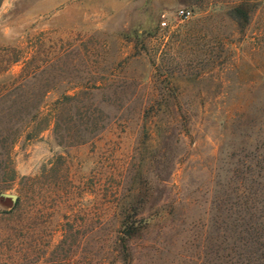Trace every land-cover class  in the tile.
Listing matches in <instances>:
<instances>
[{"label": "rangeland", "instance_id": "374dc122", "mask_svg": "<svg viewBox=\"0 0 264 264\" xmlns=\"http://www.w3.org/2000/svg\"><path fill=\"white\" fill-rule=\"evenodd\" d=\"M17 55L0 72H47L46 110L81 103L14 146L0 264H222L221 202L264 159V0H2Z\"/></svg>", "mask_w": 264, "mask_h": 264}, {"label": "trees", "instance_id": "16d2710c", "mask_svg": "<svg viewBox=\"0 0 264 264\" xmlns=\"http://www.w3.org/2000/svg\"><path fill=\"white\" fill-rule=\"evenodd\" d=\"M2 0H0L1 4ZM24 57L17 55L4 57L0 61L1 71L20 62ZM23 62V61H22ZM7 78L5 79V77ZM0 182H14L16 173L13 168L12 150L21 139L31 140L53 126L56 139H60L61 116L64 109H78L81 103V92L68 94L63 92L46 110V96L54 91L55 84L47 72H0ZM81 116V115H80ZM80 116L76 120L81 121ZM85 116V115H84ZM87 117V116H86ZM90 130H77L75 143H84L83 133L95 137L102 125L96 122V116L90 112L87 118ZM98 121V120H97ZM78 133V134H77ZM236 186L232 201L221 202L220 229L226 244L220 250L222 264H264V159L255 157L253 167L245 166L237 171ZM4 187H0V192ZM152 218L133 220L126 238L120 248L127 257L128 242L133 235L145 230ZM124 223V222H121Z\"/></svg>", "mask_w": 264, "mask_h": 264}, {"label": "built area", "instance_id": "2783aa9c", "mask_svg": "<svg viewBox=\"0 0 264 264\" xmlns=\"http://www.w3.org/2000/svg\"><path fill=\"white\" fill-rule=\"evenodd\" d=\"M178 14L181 17V19H186L190 15V12L187 10H181V11H179Z\"/></svg>", "mask_w": 264, "mask_h": 264}, {"label": "water", "instance_id": "95a60500", "mask_svg": "<svg viewBox=\"0 0 264 264\" xmlns=\"http://www.w3.org/2000/svg\"><path fill=\"white\" fill-rule=\"evenodd\" d=\"M2 196H4V197H9V198H12V199H14L15 198V196H13V195H8V194H1Z\"/></svg>", "mask_w": 264, "mask_h": 264}]
</instances>
